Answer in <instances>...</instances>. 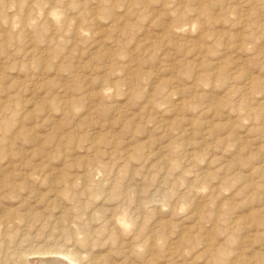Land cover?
<instances>
[{
  "label": "rangeland",
  "instance_id": "1",
  "mask_svg": "<svg viewBox=\"0 0 264 264\" xmlns=\"http://www.w3.org/2000/svg\"><path fill=\"white\" fill-rule=\"evenodd\" d=\"M0 264H264V0H0Z\"/></svg>",
  "mask_w": 264,
  "mask_h": 264
},
{
  "label": "bare ground",
  "instance_id": "2",
  "mask_svg": "<svg viewBox=\"0 0 264 264\" xmlns=\"http://www.w3.org/2000/svg\"><path fill=\"white\" fill-rule=\"evenodd\" d=\"M177 104V103H176Z\"/></svg>",
  "mask_w": 264,
  "mask_h": 264
}]
</instances>
